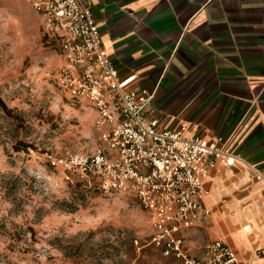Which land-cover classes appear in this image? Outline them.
I'll use <instances>...</instances> for the list:
<instances>
[{"label":"crops","instance_id":"1","mask_svg":"<svg viewBox=\"0 0 264 264\" xmlns=\"http://www.w3.org/2000/svg\"><path fill=\"white\" fill-rule=\"evenodd\" d=\"M83 1L118 76H134L136 89L156 84L149 117L185 124V136L228 139L236 162L209 171L204 206L213 223L223 213L220 240L240 262L264 264V182L253 176H264V0ZM209 214L178 233L190 256L218 239L189 244Z\"/></svg>","mask_w":264,"mask_h":264},{"label":"rangeland","instance_id":"2","mask_svg":"<svg viewBox=\"0 0 264 264\" xmlns=\"http://www.w3.org/2000/svg\"><path fill=\"white\" fill-rule=\"evenodd\" d=\"M59 64L58 48L43 36L28 0H0V99L22 117L14 130L0 112V261L176 264L146 245L148 221L129 195L81 187L74 173L49 164L90 155L100 145L91 107L57 88ZM14 140L32 149L13 152ZM213 213L189 237L191 246L222 238L223 213L216 225Z\"/></svg>","mask_w":264,"mask_h":264},{"label":"built area","instance_id":"3","mask_svg":"<svg viewBox=\"0 0 264 264\" xmlns=\"http://www.w3.org/2000/svg\"><path fill=\"white\" fill-rule=\"evenodd\" d=\"M28 2L43 36L58 48L57 88L73 102L91 107L100 134V145L90 155L49 158V164L74 173L85 188L129 195L148 221L146 245L162 258L176 264H244L220 239L207 242L199 257L190 256L178 234L208 216L204 180L211 169H229L237 159L226 150L228 139L185 136V124L166 129L149 117L156 84L136 89L134 76H118L87 2ZM253 176L264 182L263 175ZM132 244L136 247L137 240Z\"/></svg>","mask_w":264,"mask_h":264},{"label":"trees","instance_id":"4","mask_svg":"<svg viewBox=\"0 0 264 264\" xmlns=\"http://www.w3.org/2000/svg\"><path fill=\"white\" fill-rule=\"evenodd\" d=\"M0 112L3 114V118L7 121L8 125L11 126L14 130H17V128L22 127V117L21 114L18 113L14 109H9L6 107L4 102L0 99ZM11 150L13 152H18V151H27L28 148H31V146L19 141V140H14L11 144ZM32 149V148H31ZM77 179V183L83 187L82 183ZM94 190V189H93ZM26 231L29 233V236L32 235V229L27 228ZM0 264H14L11 262L7 261H0Z\"/></svg>","mask_w":264,"mask_h":264},{"label":"bare ground","instance_id":"5","mask_svg":"<svg viewBox=\"0 0 264 264\" xmlns=\"http://www.w3.org/2000/svg\"><path fill=\"white\" fill-rule=\"evenodd\" d=\"M236 215V214H235ZM222 218V217H221ZM238 219V218H237ZM247 228L246 232L249 230V227L248 226H245ZM249 232V231H248Z\"/></svg>","mask_w":264,"mask_h":264}]
</instances>
